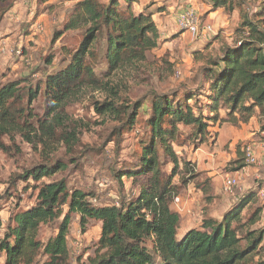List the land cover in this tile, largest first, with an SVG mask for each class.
<instances>
[{
  "label": "trees",
  "instance_id": "1",
  "mask_svg": "<svg viewBox=\"0 0 264 264\" xmlns=\"http://www.w3.org/2000/svg\"><path fill=\"white\" fill-rule=\"evenodd\" d=\"M135 1L82 0L76 5L66 21V29L83 24L88 27L68 64L45 77L46 118L33 122L35 114L31 105L42 91L41 84L25 92L22 80L0 86V149L8 148L4 142L6 136L13 142L20 135L33 144L38 138L36 142L44 145L42 135L49 140L58 138L56 126L64 120L61 113L85 86L105 89L114 96V99L96 103L99 114L121 120L129 127L136 123L142 104L140 101L131 106L119 103V92L107 79L119 69L146 62L147 53L160 44L154 12L135 13ZM209 1L211 11L233 12L239 8L235 39L224 43L218 53L205 57L200 67L201 84L195 90L186 92L177 101L168 93L153 99L147 123L150 132L143 141L141 156L132 165L115 170L118 181L124 176L147 179L139 183L137 196L123 198L117 204L95 205L90 200L93 193L70 190L64 179L41 184L36 203L15 214V225L8 226L0 241V251L6 254L5 264H38L36 258L40 252L47 256L41 264H67L72 213L80 214L81 226L91 218L102 223L95 255L80 264H264V256L255 260L263 247L264 231L248 227L244 236L239 235L240 228L256 224L264 209V205H259L244 218V210L252 199L257 200L261 186L243 193L223 211L221 218L207 216L203 211L201 223L182 235H179L181 216L171 207L181 188L176 177L180 176L182 185L197 175L195 164L181 160L173 146L179 125L192 129L189 141L195 146L205 142L211 125L224 119L237 125L256 118L264 131V0ZM7 2L0 0V18L10 6ZM101 36L103 48L97 43ZM97 48L100 55L95 52ZM102 54L107 68L98 73L95 62ZM168 65L171 69L172 64ZM221 110L225 111V118L221 117ZM59 137L69 144L74 135L62 133ZM159 149L163 150L167 163L162 161ZM168 161L172 163L169 173L162 169ZM242 161L241 168L246 165L244 157ZM59 168L61 165L34 166L20 177L39 182ZM205 190L209 193L210 186ZM65 206L68 210L64 213ZM62 216L54 238L45 244L37 240L42 224Z\"/></svg>",
  "mask_w": 264,
  "mask_h": 264
},
{
  "label": "rangeland",
  "instance_id": "2",
  "mask_svg": "<svg viewBox=\"0 0 264 264\" xmlns=\"http://www.w3.org/2000/svg\"><path fill=\"white\" fill-rule=\"evenodd\" d=\"M80 1L8 0L10 6L0 18V86L22 80L25 92L27 88L41 84L42 91L31 105L35 114L34 123H37V118H46L47 105L43 95L45 77L68 64L71 53L77 49L88 27L83 24L75 29H66V21ZM121 3H125L124 0ZM160 7L165 10L163 15L158 13ZM185 8H193L203 24L210 26L212 33L202 38L181 30L175 14ZM142 10L154 12L155 22L160 26L159 46L147 53L146 62L137 67L119 69L107 78L119 92V103L131 106L140 101L142 104L136 123L129 127L123 125L121 120L99 114L96 103L114 99V96L105 89L85 86L61 113L64 120L60 126H56L58 138L49 140L42 135L46 142L44 145L36 142L38 138L33 144L20 135L13 142L9 137H4L8 148L0 149V241L5 237L8 226L15 225V214L36 203L39 187L43 183L64 179L70 190L93 193L90 200L95 205L117 204L123 198L136 197L139 183L147 179L143 176H124L118 181L115 170L123 165H132L141 156L143 141L150 132L147 123L152 113L153 99L159 94L168 93L177 101L186 92L195 90L201 84L200 67L205 57L218 53L224 43L233 42L240 18L239 8L233 12L222 9L211 11L209 0H136L133 11L137 13ZM102 38L99 37L97 41L100 48L104 47ZM98 48L95 52L100 55ZM165 62L172 64V68L168 69L169 65ZM95 67L98 73L106 70L103 54L95 62ZM225 116V111L221 110V117ZM225 120L211 125L210 135L205 142L196 146L189 141L192 129L179 125L173 146L181 160L194 162L197 174L182 185L180 176L175 179L181 188L171 207L173 210L179 208V235L189 225H199L204 212L207 216L221 218L224 209L235 201L232 198L252 189L257 190L259 186L264 187V150L261 147L264 131L259 121L256 119L258 124L250 120L236 125ZM62 133L74 135L69 144L59 137ZM248 147L255 152L257 163L248 164ZM159 155L167 163L163 150L159 149ZM243 157L246 165L241 168ZM39 165H61V168L39 182L20 177L25 170ZM171 168L169 161L162 166L167 173ZM237 173L240 183L233 193L227 194L223 190L224 179L228 174ZM207 186L211 188L209 193L205 190ZM256 198L244 210V218L259 205H264V199L259 194ZM67 210L65 206L64 213ZM62 219L63 216L42 224L37 240L45 244L54 238ZM101 224V221L91 218L85 226H81L80 214H71L67 264L88 262L89 257L95 255ZM248 227L264 231V209L256 224L240 228L239 235L244 236ZM262 245L255 260L264 256V242ZM46 259L47 256L40 252L36 263L41 264ZM5 261L6 254L0 251V264H5Z\"/></svg>",
  "mask_w": 264,
  "mask_h": 264
},
{
  "label": "built area",
  "instance_id": "3",
  "mask_svg": "<svg viewBox=\"0 0 264 264\" xmlns=\"http://www.w3.org/2000/svg\"><path fill=\"white\" fill-rule=\"evenodd\" d=\"M178 25L179 28L183 31L189 32L195 36H199L205 38L207 35L212 33V30L209 25L203 24L200 20L199 15L193 8H185L178 12ZM264 134V132H263ZM261 147L264 150V141L261 142ZM246 160L249 163H257L258 158L250 147L246 148ZM240 177L237 174L227 175L223 182V190L227 194L233 193L234 188L239 185ZM259 196L264 198V187H262L259 191Z\"/></svg>",
  "mask_w": 264,
  "mask_h": 264
},
{
  "label": "crops",
  "instance_id": "4",
  "mask_svg": "<svg viewBox=\"0 0 264 264\" xmlns=\"http://www.w3.org/2000/svg\"><path fill=\"white\" fill-rule=\"evenodd\" d=\"M158 13L159 14H161V15H163L162 13H165V10H164V8H162V7H160V9L158 8ZM153 17H155L154 15H153ZM177 17H178V11H177V13L175 14V18H176V21L178 22V20H177ZM155 19V18H154ZM156 21V20H155ZM168 22V21H167ZM157 23V22H156ZM157 26L158 27H160L159 25H158V23H157ZM179 26V25H178ZM252 121H256V119L255 118H253V119H251ZM258 120V119H257ZM257 122V121H256ZM257 124H258V122H257ZM192 161V160H191ZM261 162V161H260ZM194 163V162H193ZM239 198V196H236V198L234 197V198H232V201H234V200H236V199H238ZM235 202V201H234ZM233 202V203H234ZM232 203V202H231ZM231 205V204H230ZM229 205V206H230ZM177 208V209H176ZM175 208V210L176 211H178L179 210V208L178 207H176ZM228 208V207H227ZM227 208H225L224 210H226ZM223 213V212H222ZM213 217V216H212ZM218 217V216H217ZM181 223V222H180ZM196 226H198V225H196ZM191 227H193V226H188L187 228H186V230H188L189 228H191ZM179 230H180V228H179ZM186 230H182L183 231V233L186 231ZM182 233V234H183Z\"/></svg>",
  "mask_w": 264,
  "mask_h": 264
}]
</instances>
